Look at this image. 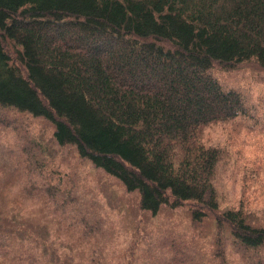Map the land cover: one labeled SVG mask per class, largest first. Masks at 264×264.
Masks as SVG:
<instances>
[{
	"label": "trees",
	"instance_id": "obj_1",
	"mask_svg": "<svg viewBox=\"0 0 264 264\" xmlns=\"http://www.w3.org/2000/svg\"><path fill=\"white\" fill-rule=\"evenodd\" d=\"M237 65L264 73V0H0V106L47 119L58 145H73L135 193L137 216L181 209L197 229L163 241L179 255L171 261L147 247L126 264H264V187L254 188L264 176L238 156L248 166L242 192L220 206L223 151L201 133L251 118L249 94L217 72ZM70 218L59 229L83 231L85 254L55 229L0 221V260L110 264L103 223ZM175 220L155 227L168 238ZM203 234L212 237L205 256L183 254L181 244L201 247Z\"/></svg>",
	"mask_w": 264,
	"mask_h": 264
},
{
	"label": "rangeland",
	"instance_id": "obj_2",
	"mask_svg": "<svg viewBox=\"0 0 264 264\" xmlns=\"http://www.w3.org/2000/svg\"><path fill=\"white\" fill-rule=\"evenodd\" d=\"M217 72L224 85L246 92L255 105L251 118L237 119L235 123L220 121L201 132L207 142L223 151L216 169L220 206H223L227 202L234 204L242 192V179L248 166L238 156L248 157L259 176H264V129L256 128L264 127V73L250 65ZM52 132L51 123L44 117L0 106L1 223L25 231L35 229L42 235V227L55 229L71 244L74 254H85V248L79 246L85 239L83 231L67 228L68 232H63L59 228L71 226L70 217L82 226L94 220L102 222L103 229L108 231L103 234V249L110 264L114 261L126 264L130 255L139 260L146 255L142 253L147 247L153 248L158 259L171 261L179 257L169 244L179 240L178 234L172 232L184 230L189 234L197 230L191 228L183 210L165 209L152 218L137 216L141 212L135 209V193L125 191L115 177L79 157L73 145H58ZM260 187H264V182L261 186L255 184L254 188ZM60 208L65 212H58ZM172 218L176 219V226L167 230V236L171 232L164 238L162 229L155 225H167ZM101 232L99 229L95 234ZM203 235L206 240L201 247L196 240H191L192 250L181 244L183 254L195 251L192 259H202L209 251L208 243H212L209 234ZM49 238L57 239V236L49 233ZM16 243L15 250L21 241ZM89 243L92 245L91 240ZM137 260L132 259V263L140 264Z\"/></svg>",
	"mask_w": 264,
	"mask_h": 264
}]
</instances>
